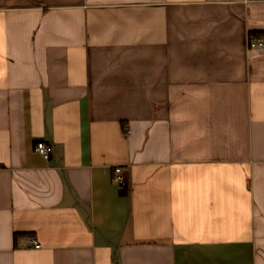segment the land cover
Here are the masks:
<instances>
[{
	"label": "crops",
	"instance_id": "1",
	"mask_svg": "<svg viewBox=\"0 0 264 264\" xmlns=\"http://www.w3.org/2000/svg\"><path fill=\"white\" fill-rule=\"evenodd\" d=\"M263 35L264 0H0V264H264Z\"/></svg>",
	"mask_w": 264,
	"mask_h": 264
},
{
	"label": "built area",
	"instance_id": "2",
	"mask_svg": "<svg viewBox=\"0 0 264 264\" xmlns=\"http://www.w3.org/2000/svg\"><path fill=\"white\" fill-rule=\"evenodd\" d=\"M249 48H262L264 47V35L260 37H249L248 40ZM36 150L45 158H50L53 153V145L51 142L46 140H39L36 143ZM115 182L119 186H124L127 184V178L125 174V169L123 166L118 165L115 167ZM25 242L28 246H34L40 248L41 244L34 237H27Z\"/></svg>",
	"mask_w": 264,
	"mask_h": 264
}]
</instances>
